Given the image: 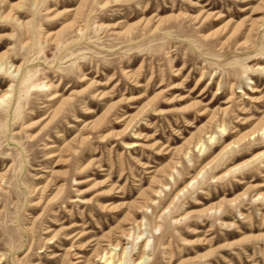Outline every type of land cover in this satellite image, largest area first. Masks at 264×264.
Masks as SVG:
<instances>
[{"label":"rangeland","instance_id":"rangeland-1","mask_svg":"<svg viewBox=\"0 0 264 264\" xmlns=\"http://www.w3.org/2000/svg\"><path fill=\"white\" fill-rule=\"evenodd\" d=\"M0 69V264H264V0H0Z\"/></svg>","mask_w":264,"mask_h":264},{"label":"bare ground","instance_id":"bare-ground-1","mask_svg":"<svg viewBox=\"0 0 264 264\" xmlns=\"http://www.w3.org/2000/svg\"><path fill=\"white\" fill-rule=\"evenodd\" d=\"M1 70V69H0ZM5 95H7V94H5ZM54 97H57V95H55ZM53 97V98H54ZM54 155H56V154H54ZM71 227H73V226H71ZM83 236V234L82 235H80L77 239H79L80 237H82ZM73 236H70V238H72ZM79 257H81V256H79ZM141 261V260H140Z\"/></svg>","mask_w":264,"mask_h":264}]
</instances>
